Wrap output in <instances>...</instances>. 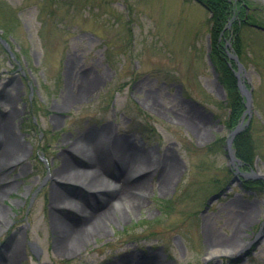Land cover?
Here are the masks:
<instances>
[{
	"label": "rangeland",
	"instance_id": "rangeland-1",
	"mask_svg": "<svg viewBox=\"0 0 264 264\" xmlns=\"http://www.w3.org/2000/svg\"><path fill=\"white\" fill-rule=\"evenodd\" d=\"M257 6L249 23L264 27ZM208 19L195 0H0V120L22 149L0 161V264L16 244L17 264H264V33L242 26L237 56L256 146L248 176L205 149L229 134ZM114 139L138 172L142 154L173 172L121 198ZM53 189L95 217L72 254L55 250Z\"/></svg>",
	"mask_w": 264,
	"mask_h": 264
},
{
	"label": "bare ground",
	"instance_id": "bare-ground-1",
	"mask_svg": "<svg viewBox=\"0 0 264 264\" xmlns=\"http://www.w3.org/2000/svg\"><path fill=\"white\" fill-rule=\"evenodd\" d=\"M83 84L87 86V81L84 80ZM185 120L194 128H197L201 124L200 118L192 114H187ZM111 148L113 150L116 176L118 178L116 189L121 198L123 196L125 198L126 196H128V192L137 190L139 187H141L143 184L142 180L146 177L153 175L154 173H158L159 177L162 178L166 173L173 172V164H168L169 160H167L166 158H162L160 160L159 166L156 169L155 166H153V162L148 159V156H144L145 154H142V161L145 162L144 165L146 166L143 170H140L138 172L134 169V166L126 157L127 148H124L117 139H114L111 144ZM20 149L21 147L18 146V143L13 140V138H10L9 133L6 132V123L1 119L0 161H7L8 152L18 151L21 153L22 149ZM66 164L67 162L63 163L62 169L56 172V177L58 179H63L66 175L69 176V170H66L64 168ZM135 172L138 177L137 181L133 183L130 181V177ZM2 180L3 178L0 177V185ZM50 196L49 209L55 235L53 239L55 250L63 255L75 253L76 251H79L81 249L84 241L87 239L89 230L92 228L91 224L95 220V217H92L90 214L88 216V214H86L85 207L79 206L77 202H74L70 199L68 200V198L63 197V195L54 192V189L52 195ZM127 198V202L130 201L131 204L133 202H136L130 197ZM70 204L74 205L75 209H79V211L81 212V222H75L76 216L70 215L69 217L67 214H65V211L67 210L66 205L69 206ZM133 206L134 205L132 204L131 207ZM92 226H94V224ZM19 257L20 250L19 246L16 244L9 252V256L5 258L4 264H17ZM153 264H162V262L155 261Z\"/></svg>",
	"mask_w": 264,
	"mask_h": 264
},
{
	"label": "trees",
	"instance_id": "trees-1",
	"mask_svg": "<svg viewBox=\"0 0 264 264\" xmlns=\"http://www.w3.org/2000/svg\"><path fill=\"white\" fill-rule=\"evenodd\" d=\"M199 1L210 14L208 19L210 40L208 58L211 66L214 69V72L216 73L217 81L225 93L223 104L227 110V115L226 119L224 120V125L225 128H227V130L230 132L241 123V119L245 113L246 107L245 99L239 92L236 78L231 70V68H235V65L230 59H228L227 51L224 45L227 42L226 40H232L231 51L236 56H240V32L242 26L246 24L243 21L244 10L240 7L236 8L233 0ZM229 23L231 25L229 28H226ZM228 33H230V36ZM251 129L252 126L249 124L234 137L232 143L234 155L242 164V168L240 170L243 171L252 170L256 155V146ZM205 149L209 152L223 151L224 139L217 137L214 142ZM256 184L261 186L262 182L258 181Z\"/></svg>",
	"mask_w": 264,
	"mask_h": 264
},
{
	"label": "water",
	"instance_id": "water-1",
	"mask_svg": "<svg viewBox=\"0 0 264 264\" xmlns=\"http://www.w3.org/2000/svg\"><path fill=\"white\" fill-rule=\"evenodd\" d=\"M260 31L264 32V28H261V27H257ZM229 57H232L234 59L235 62H237V59L231 55H229ZM242 65L241 64H238L237 65V70L234 71V74H235V77L237 78V81H238V87H239V90L241 92V94L246 98V107L248 108L250 106V92L247 90L246 86L244 85V82L242 80H240V72L242 70ZM242 130V126L239 125L237 126L234 131H232L227 139H226V146H225V150L227 152V159H228V165H234L235 162H238L236 160V158L234 157V154H233V151H232V141H233V138ZM252 176H254L253 174H250ZM249 176V174H248ZM255 178H258V179H264V174H260V175H255ZM217 197L216 196H212L209 200H208V203H211L213 202Z\"/></svg>",
	"mask_w": 264,
	"mask_h": 264
},
{
	"label": "flooded vegetation",
	"instance_id": "flooded-vegetation-1",
	"mask_svg": "<svg viewBox=\"0 0 264 264\" xmlns=\"http://www.w3.org/2000/svg\"><path fill=\"white\" fill-rule=\"evenodd\" d=\"M261 1L264 2V0H233V3L241 7V9L244 10L243 11V14H244L243 21L246 22L250 15H253L257 13L258 11H261L262 8L257 6V3ZM247 23L249 24V22Z\"/></svg>",
	"mask_w": 264,
	"mask_h": 264
}]
</instances>
